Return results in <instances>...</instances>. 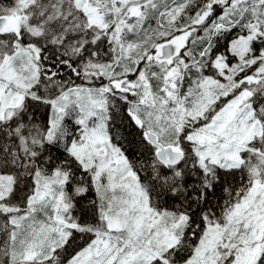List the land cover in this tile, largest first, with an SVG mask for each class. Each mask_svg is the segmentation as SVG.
Wrapping results in <instances>:
<instances>
[{
	"label": "snow or ice",
	"instance_id": "1",
	"mask_svg": "<svg viewBox=\"0 0 264 264\" xmlns=\"http://www.w3.org/2000/svg\"><path fill=\"white\" fill-rule=\"evenodd\" d=\"M0 264H264V0H0Z\"/></svg>",
	"mask_w": 264,
	"mask_h": 264
}]
</instances>
